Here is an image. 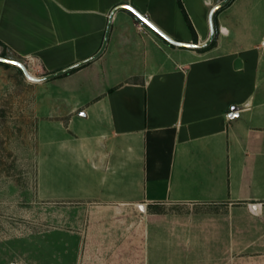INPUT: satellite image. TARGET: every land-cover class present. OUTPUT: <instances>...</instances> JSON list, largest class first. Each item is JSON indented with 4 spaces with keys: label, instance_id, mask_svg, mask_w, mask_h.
<instances>
[{
    "label": "crops",
    "instance_id": "obj_1",
    "mask_svg": "<svg viewBox=\"0 0 264 264\" xmlns=\"http://www.w3.org/2000/svg\"><path fill=\"white\" fill-rule=\"evenodd\" d=\"M181 2L0 0V49L40 64L38 117L79 115L104 148L70 264H264V0Z\"/></svg>",
    "mask_w": 264,
    "mask_h": 264
},
{
    "label": "rangeland",
    "instance_id": "obj_2",
    "mask_svg": "<svg viewBox=\"0 0 264 264\" xmlns=\"http://www.w3.org/2000/svg\"><path fill=\"white\" fill-rule=\"evenodd\" d=\"M1 54L2 49L0 264H70L76 252L64 244L80 241L78 232L87 211L86 204L72 200L97 197L105 190L100 184L103 172L92 168L105 166V160L101 163L98 157L104 148L90 138L98 153H88L82 144L85 139L76 136L81 127L88 130L79 115L68 127L59 120L38 117V97L45 94L38 85L39 61L38 70L28 74L19 63L3 64L7 58ZM46 110L44 106L42 111ZM128 156L125 153L122 158ZM115 160L113 156L111 164ZM141 173V162L134 160L108 175L110 181L122 179L123 186L116 190L125 191L132 177L140 179Z\"/></svg>",
    "mask_w": 264,
    "mask_h": 264
},
{
    "label": "built area",
    "instance_id": "obj_3",
    "mask_svg": "<svg viewBox=\"0 0 264 264\" xmlns=\"http://www.w3.org/2000/svg\"><path fill=\"white\" fill-rule=\"evenodd\" d=\"M18 63L28 72V74H32L33 71L38 70V58L36 56L24 57L19 60Z\"/></svg>",
    "mask_w": 264,
    "mask_h": 264
},
{
    "label": "trees",
    "instance_id": "obj_4",
    "mask_svg": "<svg viewBox=\"0 0 264 264\" xmlns=\"http://www.w3.org/2000/svg\"><path fill=\"white\" fill-rule=\"evenodd\" d=\"M231 1H232V0H228V1L226 2L225 5H228ZM180 4H181L182 8L184 9V6H183L181 0H180ZM184 12H185V9H184ZM186 16H187V15H186ZM187 18H188V16H187ZM188 21H189V19H188ZM189 23H190L191 29H192V31H193L194 38L196 39V38H197L196 31H195V29H194L192 23H191L190 21H189ZM213 44H214V42H212V43H211L210 45H208L207 47H203V48H201V50H204V51H205V50H207V49H210L211 46H212ZM1 56L4 57V58H10V57L7 56V54H6L5 51L2 52ZM1 62H2L3 64H5V65H10V64H11V62H9V61H5V60H2Z\"/></svg>",
    "mask_w": 264,
    "mask_h": 264
},
{
    "label": "water",
    "instance_id": "obj_5",
    "mask_svg": "<svg viewBox=\"0 0 264 264\" xmlns=\"http://www.w3.org/2000/svg\"><path fill=\"white\" fill-rule=\"evenodd\" d=\"M228 0H225V2H227ZM186 45H188V44H186ZM3 60H5V61H9V62H12V63H18V62H16L15 60H13V59H3ZM66 70H64L63 72H65Z\"/></svg>",
    "mask_w": 264,
    "mask_h": 264
}]
</instances>
